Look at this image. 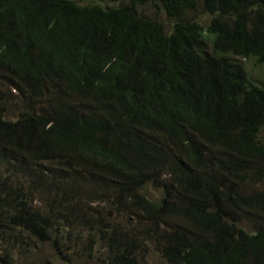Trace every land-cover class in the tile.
Here are the masks:
<instances>
[{"label":"trees","instance_id":"1","mask_svg":"<svg viewBox=\"0 0 264 264\" xmlns=\"http://www.w3.org/2000/svg\"><path fill=\"white\" fill-rule=\"evenodd\" d=\"M99 1L0 0L1 260L264 264V0ZM100 197L150 226L87 219Z\"/></svg>","mask_w":264,"mask_h":264},{"label":"rangeland","instance_id":"2","mask_svg":"<svg viewBox=\"0 0 264 264\" xmlns=\"http://www.w3.org/2000/svg\"><path fill=\"white\" fill-rule=\"evenodd\" d=\"M76 1L83 5L99 4L104 7L116 6L114 3H110L107 1H99V0H76ZM148 14L152 16L150 12ZM156 15L159 22L165 24L168 30L171 29V26L174 24L173 20L167 19V17L163 13H157ZM192 17L205 26L210 21V17L206 14H202L201 11H199L196 15H192ZM245 67L246 70L252 73L253 76L256 77L258 80L264 81V71L260 67L255 65L253 62H245ZM8 117H12V116H8ZM263 141H264V130H263ZM162 189L163 188L161 186H158L157 184H149L145 188V193L149 198L153 200H157L161 198ZM38 192H41V190H38ZM38 192L36 195L40 194ZM110 203L111 201L108 202L105 198L100 197L98 202H96L92 206V208L88 211L89 216L86 218L97 219L102 222L104 221L110 223L111 226L117 228L121 232L130 235H132L138 230L150 226L148 225V222H145L144 224L141 225L140 224L141 219H139L138 216L129 215V214L128 216H126L125 213L119 212L116 208L113 207L114 205ZM83 209L84 208H82V210ZM170 229L171 228H169L168 230ZM71 235L73 238L79 236L81 240L85 238V235L80 234L79 231H75ZM79 246L81 248H84V244H80ZM137 247L139 248V252L137 253V255L145 259L144 264H163L164 261L161 259V255L159 254V252H157L159 248H161V246H159L158 244L157 245L156 243L152 244L149 239H144L137 245ZM25 249L26 251L24 253V256H26L28 259L25 260L24 257L20 259V256L14 255L13 261H9L7 264H69L58 258L57 255L55 254L54 249H52L51 246L42 245L39 242L29 240V244L25 245ZM65 251L66 253L67 252L70 253V250H65ZM105 252H106L105 247L103 249L101 248L98 249L97 247H95L92 253H93V257L94 255L97 257L94 258L92 257L91 259H87V257L78 258L76 256H73V258H71L70 264H103L102 263L103 259H106ZM4 253H5L4 250H0V257L3 256ZM0 264H5L3 260H1V258H0Z\"/></svg>","mask_w":264,"mask_h":264}]
</instances>
